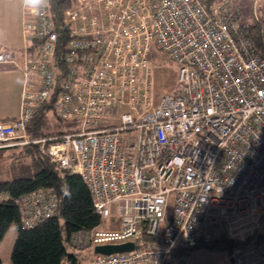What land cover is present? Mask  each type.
<instances>
[{
    "label": "built area",
    "instance_id": "1",
    "mask_svg": "<svg viewBox=\"0 0 264 264\" xmlns=\"http://www.w3.org/2000/svg\"><path fill=\"white\" fill-rule=\"evenodd\" d=\"M211 2L74 0L62 48L49 0L27 9L21 111L0 120V149L38 145L82 177L101 224L71 245L134 244L94 250L93 264H187V250L220 241L233 245L234 264H264V57L236 40L235 22ZM157 48L178 64L180 86L156 104ZM8 63L16 53L0 51ZM52 99L72 127L32 137L28 124ZM17 203L32 227L57 213L59 198L38 189Z\"/></svg>",
    "mask_w": 264,
    "mask_h": 264
},
{
    "label": "trees",
    "instance_id": "2",
    "mask_svg": "<svg viewBox=\"0 0 264 264\" xmlns=\"http://www.w3.org/2000/svg\"><path fill=\"white\" fill-rule=\"evenodd\" d=\"M74 0H49L50 12L59 33V46L68 41L69 29L63 18ZM264 11V10H263ZM236 40L247 45L254 53L264 57V12L254 23L236 25ZM62 50L59 53L62 54ZM68 126L54 113L53 99L44 104L28 124L32 137L48 135L50 126ZM68 124V125H67ZM10 154L12 179L0 180V243L12 224L17 227V239L12 252V264H80L75 253L69 251L72 236L80 230H90L101 224L94 209L91 192L80 175L60 168L39 151L38 145L12 146L0 149ZM49 189L59 198L57 213L32 227L21 222L17 200L35 190ZM264 240V231L262 232ZM232 244L226 241L199 244L195 248L230 251ZM191 248L189 250H192ZM76 251H82L74 248ZM188 252V250L186 251ZM180 252H176L172 257ZM0 264H2L0 260Z\"/></svg>",
    "mask_w": 264,
    "mask_h": 264
},
{
    "label": "rangeland",
    "instance_id": "3",
    "mask_svg": "<svg viewBox=\"0 0 264 264\" xmlns=\"http://www.w3.org/2000/svg\"><path fill=\"white\" fill-rule=\"evenodd\" d=\"M213 5L215 3H220L221 7L233 19L235 25L241 26L243 24H252L255 19H260L263 17L264 10V0H212ZM18 4V0H13L12 7ZM0 3V18H3L4 14H9V10L1 7ZM16 10H10L12 16V23L15 24V21H21V10L19 14H16ZM100 14V12H97ZM10 16V17H11ZM19 16V17H18ZM22 22V21H21ZM233 22V23H234ZM20 46V45H19ZM10 51L15 52L17 58L23 53V50H20L21 47H7ZM20 51V52H17ZM153 63V95L154 101L157 104L163 94L169 93L176 95L179 91V66L172 60L168 55L163 53L160 49H156L152 56ZM0 91V95H1ZM9 100L13 98V94L9 97ZM1 101V100H0ZM125 109H129L128 106L124 107H113L106 108L104 111V116L106 118L116 119ZM1 111V107H0ZM68 125V124H67ZM71 123L68 126H55L52 124L47 130L50 134L62 135L66 133L71 128ZM45 136H39V138ZM39 147V146H38ZM40 151V148H39ZM41 152V151H40ZM12 158L9 153L0 155V180L12 179L10 174V163ZM172 208L173 202L170 203V208L167 214V220H170L172 217ZM117 226L113 227L116 228ZM105 229L106 227H102ZM17 227L15 224H12L0 243V260L2 264H12V252L15 246L17 239ZM215 243V242H214ZM69 251L75 253L79 257L80 264H93L92 260L95 256L94 247L82 251H76L74 248L69 246ZM230 251L222 249H209L206 247L194 248L188 250L189 261L187 264H230Z\"/></svg>",
    "mask_w": 264,
    "mask_h": 264
},
{
    "label": "crops",
    "instance_id": "4",
    "mask_svg": "<svg viewBox=\"0 0 264 264\" xmlns=\"http://www.w3.org/2000/svg\"><path fill=\"white\" fill-rule=\"evenodd\" d=\"M0 3L2 4L1 7L9 10V14H4L3 18H0V51H10L7 47H21L19 49L24 50L27 41L23 23L27 17V8L24 6L23 0H18V4L13 7V0H0ZM11 9L16 10V14H19L21 10L22 22L15 21V24L12 23ZM23 62L24 57L21 54L17 58V65L11 63L0 65V91L2 93L0 95V120L17 118L20 115L21 96L25 80L21 69ZM11 94H13V98L9 100L8 97ZM6 153L0 150V155Z\"/></svg>",
    "mask_w": 264,
    "mask_h": 264
},
{
    "label": "water",
    "instance_id": "5",
    "mask_svg": "<svg viewBox=\"0 0 264 264\" xmlns=\"http://www.w3.org/2000/svg\"><path fill=\"white\" fill-rule=\"evenodd\" d=\"M134 246L133 243H125V244H119V245H100L95 247V252L96 253H101V254H110L113 252H121L125 250H130ZM230 264H234V259L231 258ZM181 264H186L185 261L180 260Z\"/></svg>",
    "mask_w": 264,
    "mask_h": 264
},
{
    "label": "clouds",
    "instance_id": "6",
    "mask_svg": "<svg viewBox=\"0 0 264 264\" xmlns=\"http://www.w3.org/2000/svg\"><path fill=\"white\" fill-rule=\"evenodd\" d=\"M23 4L27 9L38 12L48 5V0H23Z\"/></svg>",
    "mask_w": 264,
    "mask_h": 264
},
{
    "label": "bare ground",
    "instance_id": "7",
    "mask_svg": "<svg viewBox=\"0 0 264 264\" xmlns=\"http://www.w3.org/2000/svg\"><path fill=\"white\" fill-rule=\"evenodd\" d=\"M264 231V230H263Z\"/></svg>",
    "mask_w": 264,
    "mask_h": 264
}]
</instances>
